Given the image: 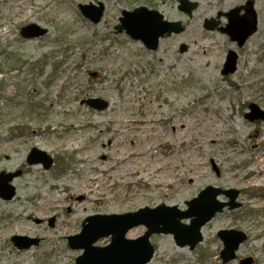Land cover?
<instances>
[{"label": "rangeland", "instance_id": "1", "mask_svg": "<svg viewBox=\"0 0 264 264\" xmlns=\"http://www.w3.org/2000/svg\"><path fill=\"white\" fill-rule=\"evenodd\" d=\"M189 1L198 5L191 16L177 9L176 0H6L9 10L0 0V173L20 172L11 182L15 197L0 199V264H74L82 250L71 249L67 238L80 233L87 217L160 205L183 211L208 186L238 192V207L225 208L206 223L193 250L178 247L171 235H151V264H240L247 258L264 264V0ZM248 1L257 30L238 47L219 27L228 24L225 14ZM97 3L104 13L93 24L78 6ZM62 6L67 13L59 10ZM138 7L156 10L185 29L149 51L114 30L123 10ZM205 19L217 20L218 28L205 30ZM30 24L46 33L22 38L21 28ZM221 35L225 42L218 40ZM180 45L187 50L180 53ZM229 52L237 56L236 70L222 75ZM88 99L103 100L108 107L94 110L85 104ZM250 105L263 118H246ZM150 117L156 124L150 150H142L145 155L136 167L141 181L139 176L116 179L110 168L119 150H129L144 138L141 133L133 136L132 121ZM235 120L243 125L241 132ZM180 122L192 123L186 135L173 130L172 123L176 129ZM206 125L214 131L215 145L204 136ZM32 148L52 158L49 169L27 164ZM85 157L107 171L103 177L108 172L112 177L95 191L99 202L80 191L83 174L91 171L79 163ZM153 162L162 167L155 179L171 174V186L146 183ZM256 181L260 188L253 186ZM58 196L64 203L55 217L48 208ZM224 230L246 236L236 258L227 263L221 260L218 237ZM145 231L134 227L125 238L136 239ZM13 236L39 242L20 250ZM109 243L110 237H103L94 246ZM28 251L31 256L18 262Z\"/></svg>", "mask_w": 264, "mask_h": 264}, {"label": "water", "instance_id": "2", "mask_svg": "<svg viewBox=\"0 0 264 264\" xmlns=\"http://www.w3.org/2000/svg\"><path fill=\"white\" fill-rule=\"evenodd\" d=\"M178 9L191 14L197 8V3L189 0H177ZM82 15L97 24L104 12L101 3L97 5H79ZM245 14L237 17L239 9H233L226 17L228 25L223 29L232 41L237 42L241 47L257 28V19L252 9V2H247L243 7ZM119 24L115 26L116 33L124 32L131 39L140 41L149 50H156L159 39L171 34H179L184 28L180 22H167L157 11L149 10L146 7H138L133 11H122ZM217 26L215 20H205L204 28L214 30ZM45 29L30 24L21 29L20 34L25 39H34L43 36ZM187 50L181 45V53ZM237 56L229 52L224 63L222 74L227 75L236 70ZM90 108L103 111L108 103L100 99L85 100ZM251 113L246 117L254 120L257 117L263 118L254 105L250 107ZM257 114V115H255ZM29 165L41 164L44 169H49L53 163L52 158L36 148H32L27 157ZM20 175L15 173H0V199L9 201L15 196V188L11 181ZM238 192L234 190H221L211 186L201 190L197 196L186 202L187 209L179 210L177 207H166L160 205L155 208H141L133 213L122 215H94L87 217L82 223L79 234L67 238L68 246L73 250H82V254L75 259V264H147L153 257L154 249L149 238L154 234L172 235L178 247L188 246L193 250L202 241L201 228L209 222L217 213H221L225 207L229 210L238 207L235 202ZM224 196L227 202H221L217 198ZM189 219V224H183L182 220ZM49 226H53V220H49ZM137 226L145 227V233L136 239H126V233ZM103 237H110L109 245L99 248L94 243ZM218 237L223 243L221 259L227 263L235 259V252L239 245L246 239V236L237 231H220ZM14 246L18 249H28L37 245L38 239L13 236L11 238ZM252 259L242 260L240 264H252Z\"/></svg>", "mask_w": 264, "mask_h": 264}, {"label": "bare ground", "instance_id": "3", "mask_svg": "<svg viewBox=\"0 0 264 264\" xmlns=\"http://www.w3.org/2000/svg\"><path fill=\"white\" fill-rule=\"evenodd\" d=\"M6 0H1V3L4 4L5 3V9L9 10V6H10V2H5ZM59 10L61 11H66V13L68 12V10H65V8L62 6L59 8ZM58 11V10H57ZM256 36V34L254 35ZM218 40L220 42H225L226 41V37L225 35H221ZM181 72V70H180ZM210 71H207L204 73L205 76H209ZM149 114V113H148ZM155 115V113H153ZM150 116H152L151 114H149ZM234 127L239 130V132H241L243 130V125L238 123L237 120L234 121ZM155 121L153 120V118H148L147 120L144 121H132L131 125H132V134L133 136H137L138 133H141L140 136L144 137L143 139H141V141L137 144H134V141L132 140V143L134 144L129 150L126 149H122L119 150L120 154L117 155L113 166L110 169H113L115 172H117V177L116 179H124L126 177H138V180L141 181L142 179V173L139 169H136L137 166L140 165L141 161H142V157L145 155L142 153V150L148 151L150 149H147L150 147V143H151V138H149L150 136L153 138V135L151 134L153 132V129L155 128ZM192 123H183L180 122L179 125H177L178 127L176 129L175 125H173V130L176 133H182L184 135L187 134L188 131H191V125ZM210 124L214 123L212 122V120H210ZM217 125H219L218 123H216ZM215 124V125H216ZM210 128H212L209 125L205 126V130L208 133L207 135V140L210 139V143L212 145L216 144V140L213 139V134L214 131L210 130ZM123 135V134H122ZM237 142V141H234ZM183 143H188V142H183ZM78 144V143H77ZM171 150V146L168 145V151ZM84 165L86 168L91 169V171L86 172L85 174H83L82 176V181L84 182V187L80 190L83 194L86 195H91L92 196V200H94L95 202H99L98 199V195L95 193V191H97L99 188H101L103 185L106 184L107 181L110 182L112 177H108L109 172L106 173V176L103 177L102 175L105 174V169L98 167L97 165H94L93 162L91 161V159L89 157H85L82 158ZM138 160V161H137ZM137 161V162H136ZM197 166H200L199 168H201V164L198 163ZM160 164L158 162H153L151 165V168L149 170V172L145 175L146 177V183L151 182L152 185H158L159 187L161 186H171L172 185V178H171V174H168L169 176L166 178V180H156L155 179V174H161ZM250 174H253V171L249 172ZM255 174V173H254ZM116 181V180H115ZM253 186H255L256 188H260L261 184H259V182H255V185L253 184ZM62 192H58V195H60ZM63 200L60 196H58L57 199L53 200V202L49 205L48 211L53 214L55 217L58 216L59 214V209L63 207ZM31 251L25 252L22 257L20 259H18L17 261L20 262L21 260H24L26 258H28L29 256H31ZM8 256V255H7ZM160 258H158L157 260H159ZM151 262H153V259L148 263L151 264Z\"/></svg>", "mask_w": 264, "mask_h": 264}]
</instances>
